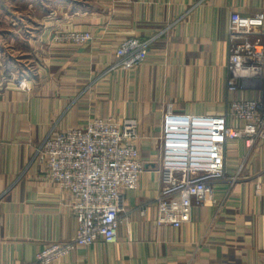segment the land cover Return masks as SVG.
<instances>
[{"label": "crops", "instance_id": "1", "mask_svg": "<svg viewBox=\"0 0 264 264\" xmlns=\"http://www.w3.org/2000/svg\"><path fill=\"white\" fill-rule=\"evenodd\" d=\"M29 1L24 22L38 38L25 45L41 49V69L0 89V264H38L46 246L76 234L72 196L34 161L44 139L97 119L129 118L139 122L145 172L126 194L116 243L98 241L53 264H264L263 143L252 150L245 139L228 144V175L240 172L241 180L219 184L215 205L195 206L181 228L155 222L166 107L217 116L235 101L263 97L253 87L230 93L227 80L231 19L264 16V0ZM70 30L94 40L82 47L53 43L55 34ZM255 31L264 42V21ZM129 39L154 40L146 62L109 72Z\"/></svg>", "mask_w": 264, "mask_h": 264}, {"label": "built area", "instance_id": "2", "mask_svg": "<svg viewBox=\"0 0 264 264\" xmlns=\"http://www.w3.org/2000/svg\"><path fill=\"white\" fill-rule=\"evenodd\" d=\"M123 3L127 0H113ZM255 19L233 15L229 28L227 89L230 93L260 89L261 100L233 102L217 116L181 114L172 105L165 110L158 163L160 195L155 201L156 226L181 228L190 223L195 206L216 204L219 184L234 185L240 172L229 176L228 144L245 139L249 149L264 144V42ZM89 32L55 34L57 45L82 47L93 42ZM154 40L129 39L116 50L117 62L109 72L131 70L144 64ZM243 127L231 126V122ZM139 122L97 119L80 129L49 135L40 144L34 161L47 177L73 198L72 212L78 228L66 243H51L36 256L38 264L69 258L78 248L98 241L114 244L127 216L126 194L139 187L145 164L137 146ZM142 215H146L143 210Z\"/></svg>", "mask_w": 264, "mask_h": 264}, {"label": "rangeland", "instance_id": "3", "mask_svg": "<svg viewBox=\"0 0 264 264\" xmlns=\"http://www.w3.org/2000/svg\"><path fill=\"white\" fill-rule=\"evenodd\" d=\"M29 2V0H0V89L9 81L23 83L25 79L38 75L41 69L40 57H38L41 49L30 50L25 45L30 41L34 45V41L37 40L34 38H38L37 33L33 31L30 33L26 29L29 22H24L23 16L26 12H30L31 8ZM13 14L15 17L12 16Z\"/></svg>", "mask_w": 264, "mask_h": 264}]
</instances>
